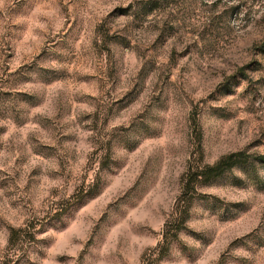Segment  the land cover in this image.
Masks as SVG:
<instances>
[{"label":"rangeland","instance_id":"rangeland-1","mask_svg":"<svg viewBox=\"0 0 264 264\" xmlns=\"http://www.w3.org/2000/svg\"><path fill=\"white\" fill-rule=\"evenodd\" d=\"M0 264H264V0H0Z\"/></svg>","mask_w":264,"mask_h":264},{"label":"trees","instance_id":"trees-1","mask_svg":"<svg viewBox=\"0 0 264 264\" xmlns=\"http://www.w3.org/2000/svg\"><path fill=\"white\" fill-rule=\"evenodd\" d=\"M241 153H231L226 157L218 161L214 166L210 167L209 172H204L208 176H217L221 174L226 168L231 167L235 164L241 157Z\"/></svg>","mask_w":264,"mask_h":264}]
</instances>
